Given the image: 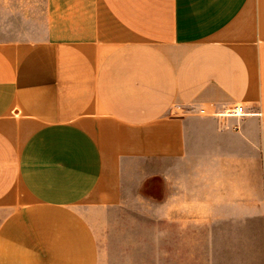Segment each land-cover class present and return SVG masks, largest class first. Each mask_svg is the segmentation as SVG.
Masks as SVG:
<instances>
[{
    "label": "crops",
    "instance_id": "1",
    "mask_svg": "<svg viewBox=\"0 0 264 264\" xmlns=\"http://www.w3.org/2000/svg\"><path fill=\"white\" fill-rule=\"evenodd\" d=\"M133 188L264 264V0H0V264H100Z\"/></svg>",
    "mask_w": 264,
    "mask_h": 264
},
{
    "label": "rangeland",
    "instance_id": "2",
    "mask_svg": "<svg viewBox=\"0 0 264 264\" xmlns=\"http://www.w3.org/2000/svg\"><path fill=\"white\" fill-rule=\"evenodd\" d=\"M99 240L100 264H202L185 260L187 255L202 254L205 247L189 245L210 237L195 225L190 230L171 229L154 217L153 200L133 188L123 204L99 215L95 223ZM188 244V245H187Z\"/></svg>",
    "mask_w": 264,
    "mask_h": 264
},
{
    "label": "built area",
    "instance_id": "3",
    "mask_svg": "<svg viewBox=\"0 0 264 264\" xmlns=\"http://www.w3.org/2000/svg\"><path fill=\"white\" fill-rule=\"evenodd\" d=\"M202 113L205 112V109H201L200 110ZM227 113L231 114V115H235V116H243L244 114H246V111L244 109L243 106H235L232 109H230Z\"/></svg>",
    "mask_w": 264,
    "mask_h": 264
}]
</instances>
